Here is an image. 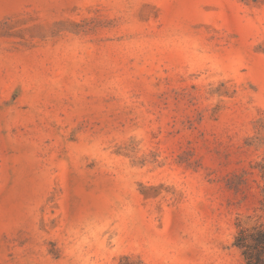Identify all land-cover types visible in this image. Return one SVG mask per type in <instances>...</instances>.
Instances as JSON below:
<instances>
[{"label":"rangeland","instance_id":"obj_1","mask_svg":"<svg viewBox=\"0 0 264 264\" xmlns=\"http://www.w3.org/2000/svg\"><path fill=\"white\" fill-rule=\"evenodd\" d=\"M264 224V0H0V264H243Z\"/></svg>","mask_w":264,"mask_h":264},{"label":"trees","instance_id":"obj_2","mask_svg":"<svg viewBox=\"0 0 264 264\" xmlns=\"http://www.w3.org/2000/svg\"><path fill=\"white\" fill-rule=\"evenodd\" d=\"M234 245L241 251L243 264H264V224L241 228Z\"/></svg>","mask_w":264,"mask_h":264}]
</instances>
